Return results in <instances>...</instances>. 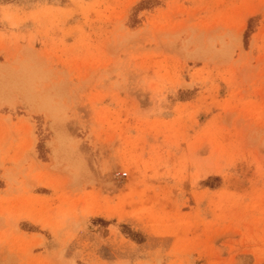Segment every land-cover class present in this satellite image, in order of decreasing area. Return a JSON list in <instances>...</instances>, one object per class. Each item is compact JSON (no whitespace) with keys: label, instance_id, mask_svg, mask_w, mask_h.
Returning a JSON list of instances; mask_svg holds the SVG:
<instances>
[{"label":"rangeland","instance_id":"1","mask_svg":"<svg viewBox=\"0 0 264 264\" xmlns=\"http://www.w3.org/2000/svg\"><path fill=\"white\" fill-rule=\"evenodd\" d=\"M0 264H264V0H0Z\"/></svg>","mask_w":264,"mask_h":264}]
</instances>
